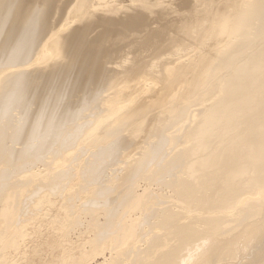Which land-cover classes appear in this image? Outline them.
Here are the masks:
<instances>
[{
  "label": "bare ground",
  "instance_id": "bare-ground-1",
  "mask_svg": "<svg viewBox=\"0 0 264 264\" xmlns=\"http://www.w3.org/2000/svg\"><path fill=\"white\" fill-rule=\"evenodd\" d=\"M0 264H264V0H0Z\"/></svg>",
  "mask_w": 264,
  "mask_h": 264
},
{
  "label": "rangeland",
  "instance_id": "rangeland-1",
  "mask_svg": "<svg viewBox=\"0 0 264 264\" xmlns=\"http://www.w3.org/2000/svg\"><path fill=\"white\" fill-rule=\"evenodd\" d=\"M97 80H98V78L97 77H94L91 80H89L87 82H84L81 87L82 88L88 87L90 89H93V87L96 84ZM76 95H81V93H77ZM69 99L71 100V103L72 104L75 102V100H72L70 97H69ZM34 102H37V100H34ZM46 258H47V256H46Z\"/></svg>",
  "mask_w": 264,
  "mask_h": 264
}]
</instances>
